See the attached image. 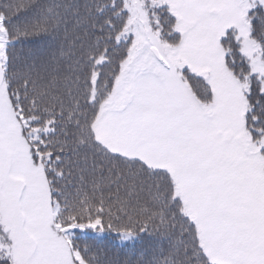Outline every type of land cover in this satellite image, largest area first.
I'll return each instance as SVG.
<instances>
[{
    "label": "snow or ice",
    "instance_id": "6c2138e0",
    "mask_svg": "<svg viewBox=\"0 0 264 264\" xmlns=\"http://www.w3.org/2000/svg\"><path fill=\"white\" fill-rule=\"evenodd\" d=\"M0 264H264V0H0Z\"/></svg>",
    "mask_w": 264,
    "mask_h": 264
}]
</instances>
